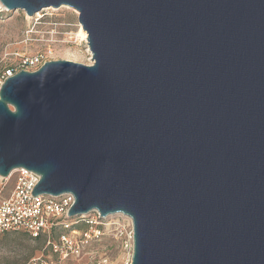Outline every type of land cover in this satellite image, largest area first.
Masks as SVG:
<instances>
[{"label":"water","instance_id":"95a60500","mask_svg":"<svg viewBox=\"0 0 264 264\" xmlns=\"http://www.w3.org/2000/svg\"><path fill=\"white\" fill-rule=\"evenodd\" d=\"M73 7L92 63L0 88V175L128 214L132 264H264V0H1Z\"/></svg>","mask_w":264,"mask_h":264},{"label":"built area","instance_id":"2783aa9c","mask_svg":"<svg viewBox=\"0 0 264 264\" xmlns=\"http://www.w3.org/2000/svg\"><path fill=\"white\" fill-rule=\"evenodd\" d=\"M9 13L0 0V15ZM43 54L24 57L22 67L38 70L44 64ZM21 70L11 67L0 71V88ZM13 180L10 196L0 200V235L23 231L34 239H43L42 254L23 264H117L112 248L102 245L104 239H114L131 250L124 264H132L134 225L128 214L107 217L97 210L71 217L74 205L71 193L34 195L32 191L41 176L33 170L15 168L8 177L0 175V185Z\"/></svg>","mask_w":264,"mask_h":264},{"label":"rangeland","instance_id":"374dc122","mask_svg":"<svg viewBox=\"0 0 264 264\" xmlns=\"http://www.w3.org/2000/svg\"><path fill=\"white\" fill-rule=\"evenodd\" d=\"M79 13L73 7H56L41 10L30 16L22 10L0 16V71L19 70L26 56L43 54L44 63L57 59L91 63L88 43L78 41L81 29ZM27 70H31L27 68ZM13 180L0 185V200L10 196ZM43 239H34L23 231L4 232L0 235V264H23L42 254ZM102 245L112 248L113 261L124 264L131 250L114 239H104Z\"/></svg>","mask_w":264,"mask_h":264},{"label":"bare ground","instance_id":"6f19581e","mask_svg":"<svg viewBox=\"0 0 264 264\" xmlns=\"http://www.w3.org/2000/svg\"><path fill=\"white\" fill-rule=\"evenodd\" d=\"M64 7H68V6H64ZM80 28L81 29L75 34L76 38L78 39V41H85V43L86 42L88 43V33H87V31L82 26H80ZM89 49H90V47H89ZM90 62L92 63V59H91Z\"/></svg>","mask_w":264,"mask_h":264},{"label":"trees","instance_id":"16d2710c","mask_svg":"<svg viewBox=\"0 0 264 264\" xmlns=\"http://www.w3.org/2000/svg\"><path fill=\"white\" fill-rule=\"evenodd\" d=\"M8 13H3V14H1L0 16L1 17H4V16H6Z\"/></svg>","mask_w":264,"mask_h":264}]
</instances>
